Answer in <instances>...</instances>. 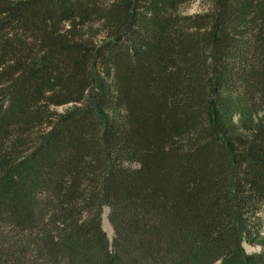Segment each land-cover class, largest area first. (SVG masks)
I'll list each match as a JSON object with an SVG mask.
<instances>
[{
	"label": "trees",
	"instance_id": "trees-1",
	"mask_svg": "<svg viewBox=\"0 0 264 264\" xmlns=\"http://www.w3.org/2000/svg\"><path fill=\"white\" fill-rule=\"evenodd\" d=\"M190 2L0 0V264H264V0Z\"/></svg>",
	"mask_w": 264,
	"mask_h": 264
},
{
	"label": "rangeland",
	"instance_id": "rangeland-1",
	"mask_svg": "<svg viewBox=\"0 0 264 264\" xmlns=\"http://www.w3.org/2000/svg\"><path fill=\"white\" fill-rule=\"evenodd\" d=\"M214 3H215V0H191L190 3L185 4L180 8V15L193 17L196 15L206 13L213 8ZM97 28L99 27L94 26L93 31H91L88 28L84 30L86 37H90L92 34L94 35L96 34V36L93 39V41H96V43L104 39L101 36L102 33L99 32ZM67 109H69V106L53 108V110H55V112L58 114L64 113ZM231 121L232 123H229V124L231 127L235 129L234 131L235 134L248 137L247 135H248L249 129L247 127L250 124L253 125L254 128L253 127L252 128L255 129L256 132H258L259 130H264V111L257 112L256 114L250 115V116L244 115L243 111H237L232 114ZM109 214H110V210L107 207H105L103 209V214H102V227H103L104 232L107 234L110 243H112L115 232L109 222ZM257 225L260 228L259 233L264 238V208L258 214ZM256 230L257 228H255V231ZM243 250L247 255L261 254L264 252V245L263 244L261 245L258 243L249 244L247 242H244Z\"/></svg>",
	"mask_w": 264,
	"mask_h": 264
}]
</instances>
